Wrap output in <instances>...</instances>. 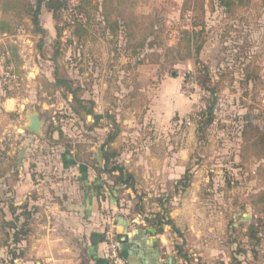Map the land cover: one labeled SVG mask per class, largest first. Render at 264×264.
<instances>
[{"label": "rangeland", "instance_id": "1", "mask_svg": "<svg viewBox=\"0 0 264 264\" xmlns=\"http://www.w3.org/2000/svg\"><path fill=\"white\" fill-rule=\"evenodd\" d=\"M15 1L0 0L3 259L14 246L6 233L20 213L9 206L15 195L76 189L81 169L61 163L70 156L130 214L146 223L161 217L171 246L189 260L259 261L264 0H85L79 11L80 0H63L57 21L42 6L39 29L28 5ZM56 77L102 118L75 111ZM32 112L42 121L38 133L26 127ZM103 144L113 153L108 168L122 166L133 188L100 172L94 158Z\"/></svg>", "mask_w": 264, "mask_h": 264}, {"label": "crops", "instance_id": "2", "mask_svg": "<svg viewBox=\"0 0 264 264\" xmlns=\"http://www.w3.org/2000/svg\"><path fill=\"white\" fill-rule=\"evenodd\" d=\"M10 100L5 98L6 103ZM94 159L96 166L102 165L98 154ZM61 160L68 171L76 167L81 169L74 179L76 189L53 187L49 191L33 190L31 197L15 195L16 209L21 212L20 206L26 204L30 211L29 232L15 243L16 256L5 248L7 259L0 255V264H112L106 256L103 235L109 219L115 221L120 254L128 264H205L203 257L189 260V255L180 254L181 247L177 250L171 246L165 229L159 233L151 232L150 225L122 208L103 190L100 177L91 173L85 162L70 156ZM7 238L11 242V235ZM263 241L259 242L263 245L259 250L260 260L252 264H264ZM228 260L222 259L218 264H238V261Z\"/></svg>", "mask_w": 264, "mask_h": 264}, {"label": "trees", "instance_id": "3", "mask_svg": "<svg viewBox=\"0 0 264 264\" xmlns=\"http://www.w3.org/2000/svg\"><path fill=\"white\" fill-rule=\"evenodd\" d=\"M16 7L18 9H20L21 7L24 8L25 5L26 6V16H28V18H30V21L32 23V25L36 28L39 29V15H40V10L42 8V6L46 7L48 9V11L51 12L52 14V18L57 21L58 20V16L60 15L59 9L64 5V1L63 0H33V4H29L30 1H27L26 4H23L20 6V4L18 2H21V0H16ZM221 2H224V0H221ZM83 3H87L85 0H80L79 2V7H78V11L81 10L83 7ZM23 14V12H18V15ZM80 14V13H79ZM80 21V20H79ZM55 82L57 84H62V85H66V88L68 89V92L72 95V99L77 103V106L75 108L76 110H80L82 109L86 115H90L95 122H98L101 118L102 115L101 114H97L94 112L92 107H86L85 106V100L81 99L80 97H78L76 95V90H72L71 91V87H70V83L68 80H63L60 79L59 77H56ZM213 106V105H212ZM212 106H209L208 108V114H211L212 112ZM209 121V120H208ZM209 123V122H208ZM114 138V134L110 135L107 137V142H109L110 140H112ZM106 144V142L104 143ZM103 145H101L100 148V153H99V158L102 161V167H101V171L102 173H111L115 175V180L117 183L120 184H124L129 188H133V178L132 175L130 173H127L124 168L122 166H120L118 163L113 162L112 165L110 166V168H108V164L110 162L111 157L113 156V153L110 152L108 153V151L103 149ZM100 170V169H99ZM111 196L114 198L113 193L111 194ZM116 199V198H115ZM10 206V209L12 210V212L14 213L16 210L15 206ZM20 208L22 209V211L19 214H14L15 216V220L14 222H9V227H8V232L6 233L7 236L11 235V243L14 244V246H12L11 248H9L10 253L13 254V256H16V251L17 248L15 247V243L19 240V238H23L27 235V233L29 232V229L27 228V224L28 221L30 220V211H27V205L23 204L20 206ZM23 221H18L19 217H24ZM157 222H155L154 220H147V224L150 225V231L154 232V233H159L161 232L162 229V222H161V217H157ZM166 222L170 223L171 221L167 220ZM7 223V222H6ZM152 228H156V229H152ZM250 232H249V236L251 238H254L257 242H258V238L256 237V229L252 226L249 227ZM104 235V233H103ZM219 264H224L223 262H220ZM238 264H240L238 262Z\"/></svg>", "mask_w": 264, "mask_h": 264}, {"label": "built area", "instance_id": "4", "mask_svg": "<svg viewBox=\"0 0 264 264\" xmlns=\"http://www.w3.org/2000/svg\"><path fill=\"white\" fill-rule=\"evenodd\" d=\"M104 241L106 243V256L112 264H128L120 254V240L115 231V225L108 223L104 232Z\"/></svg>", "mask_w": 264, "mask_h": 264}, {"label": "water", "instance_id": "5", "mask_svg": "<svg viewBox=\"0 0 264 264\" xmlns=\"http://www.w3.org/2000/svg\"><path fill=\"white\" fill-rule=\"evenodd\" d=\"M28 119L29 123L26 125L27 129L33 133H38L40 131L42 121L39 119L37 113H30Z\"/></svg>", "mask_w": 264, "mask_h": 264}]
</instances>
